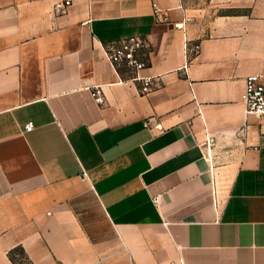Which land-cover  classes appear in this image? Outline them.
Here are the masks:
<instances>
[{
	"label": "crops",
	"instance_id": "0c3cea01",
	"mask_svg": "<svg viewBox=\"0 0 264 264\" xmlns=\"http://www.w3.org/2000/svg\"><path fill=\"white\" fill-rule=\"evenodd\" d=\"M53 4L0 0V264H264V0Z\"/></svg>",
	"mask_w": 264,
	"mask_h": 264
},
{
	"label": "built area",
	"instance_id": "2783aa9c",
	"mask_svg": "<svg viewBox=\"0 0 264 264\" xmlns=\"http://www.w3.org/2000/svg\"><path fill=\"white\" fill-rule=\"evenodd\" d=\"M74 0H54L53 13L56 16L64 15L73 5ZM159 0H153V12L159 15L162 11L158 4ZM160 19V18H159ZM149 43L146 39L140 36H131L121 38L110 42L106 47V55L108 60L116 67L125 68L132 74L134 79L143 81L141 92L143 94L149 93L154 88L152 77H142L139 72L147 65ZM190 51L194 54H199L201 51V44H196ZM92 96L97 103H102L103 94L100 87L92 88ZM246 110L248 114H256L264 116V73H255L248 76L246 80ZM35 128L33 121L25 125L27 131ZM161 264H184L182 260H173L163 262Z\"/></svg>",
	"mask_w": 264,
	"mask_h": 264
},
{
	"label": "trees",
	"instance_id": "16d2710c",
	"mask_svg": "<svg viewBox=\"0 0 264 264\" xmlns=\"http://www.w3.org/2000/svg\"><path fill=\"white\" fill-rule=\"evenodd\" d=\"M10 257L13 259L14 262H16L17 264H19V261L16 259V257L14 256V252L10 253Z\"/></svg>",
	"mask_w": 264,
	"mask_h": 264
}]
</instances>
